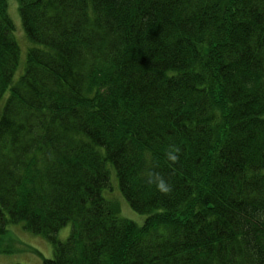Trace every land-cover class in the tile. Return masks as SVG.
<instances>
[{
    "label": "trees",
    "instance_id": "obj_1",
    "mask_svg": "<svg viewBox=\"0 0 264 264\" xmlns=\"http://www.w3.org/2000/svg\"><path fill=\"white\" fill-rule=\"evenodd\" d=\"M16 2L32 46L14 81L0 0V236L43 235V264H264V0Z\"/></svg>",
    "mask_w": 264,
    "mask_h": 264
},
{
    "label": "rangeland",
    "instance_id": "obj_2",
    "mask_svg": "<svg viewBox=\"0 0 264 264\" xmlns=\"http://www.w3.org/2000/svg\"><path fill=\"white\" fill-rule=\"evenodd\" d=\"M7 13L13 21L15 27L13 34L20 48L19 65L13 79L15 81L23 72L27 50L32 43L27 40L23 32L16 0H7ZM110 182L112 188L107 193V197L118 203L121 216L141 224L145 216L133 211L124 201L117 188V180L113 172ZM6 228L7 232L0 236V264H43V259L53 256V247L47 238L25 229L23 222L11 223ZM70 230L71 224L67 223L58 230L57 238L65 240Z\"/></svg>",
    "mask_w": 264,
    "mask_h": 264
}]
</instances>
